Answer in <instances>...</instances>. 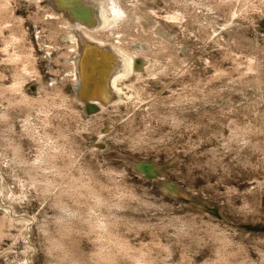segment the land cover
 Returning a JSON list of instances; mask_svg holds the SVG:
<instances>
[{
    "label": "rangeland",
    "instance_id": "obj_1",
    "mask_svg": "<svg viewBox=\"0 0 264 264\" xmlns=\"http://www.w3.org/2000/svg\"><path fill=\"white\" fill-rule=\"evenodd\" d=\"M48 1L0 0V264H264V0H93L105 102Z\"/></svg>",
    "mask_w": 264,
    "mask_h": 264
},
{
    "label": "bare ground",
    "instance_id": "obj_2",
    "mask_svg": "<svg viewBox=\"0 0 264 264\" xmlns=\"http://www.w3.org/2000/svg\"><path fill=\"white\" fill-rule=\"evenodd\" d=\"M48 2H51L50 4H53L55 9L61 10L60 13L66 17L69 27L72 28L75 34L78 55L75 62H73L75 76L81 81L80 95L87 101L105 102L112 100V90L117 88L116 82L133 68L132 64L129 63L131 58H129L125 48H120L121 52H117L113 47L112 49L108 48L106 44L110 42L102 41L92 31L106 23V14L100 10V5H96L93 0H49ZM70 3L72 4L70 5ZM56 4L62 5L63 10L58 8ZM84 5H88L92 9L90 11L93 12L95 18L88 14V16H85L84 9L79 10V7ZM67 10H70L75 16L78 14L79 17H71L68 15ZM110 11L113 19L124 12L114 0H110ZM10 225V218L8 219L4 215L1 228ZM1 235L2 231H0ZM25 249L27 254L29 249ZM25 259L24 257L23 260Z\"/></svg>",
    "mask_w": 264,
    "mask_h": 264
},
{
    "label": "water",
    "instance_id": "obj_3",
    "mask_svg": "<svg viewBox=\"0 0 264 264\" xmlns=\"http://www.w3.org/2000/svg\"><path fill=\"white\" fill-rule=\"evenodd\" d=\"M72 3H70L71 5ZM57 5V4H56ZM58 8L62 9L63 10V6L62 5H57ZM79 7V6H78ZM77 7V8H78ZM84 9V12L86 13L85 16H88L90 15L91 17H94L95 16L93 15V12H91L90 10H92L91 8H89L88 5H84V6H81L79 7V10H83ZM65 11V10H64ZM68 11V15H70L71 17L74 16V17H79V15L75 16L73 15L70 10H67ZM88 14V15H87ZM109 156H114V157H121L119 156L118 154H111ZM126 159V161L128 163H130L132 165V167H134L137 171H140V172H143L147 177H151V178H154L156 177L159 173L156 171V167L157 165L148 161V160H136V159H133L132 157H124ZM165 189V188H164ZM169 191V190H168Z\"/></svg>",
    "mask_w": 264,
    "mask_h": 264
}]
</instances>
